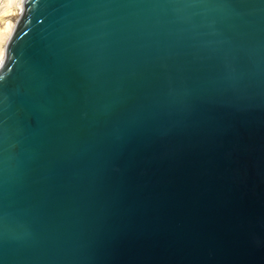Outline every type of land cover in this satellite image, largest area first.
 <instances>
[{
  "label": "water",
  "instance_id": "1",
  "mask_svg": "<svg viewBox=\"0 0 264 264\" xmlns=\"http://www.w3.org/2000/svg\"><path fill=\"white\" fill-rule=\"evenodd\" d=\"M0 264H264V0H22Z\"/></svg>",
  "mask_w": 264,
  "mask_h": 264
},
{
  "label": "rangeland",
  "instance_id": "2",
  "mask_svg": "<svg viewBox=\"0 0 264 264\" xmlns=\"http://www.w3.org/2000/svg\"><path fill=\"white\" fill-rule=\"evenodd\" d=\"M20 1L21 0H9L8 4H6L8 7L6 5L4 7L3 0H0V53L2 51H4V46H5L6 40L9 36V34L12 30V27L14 25V22L16 21L18 15H19V12L21 10L20 6H19ZM1 6H3L2 9H1ZM3 8H4V10H3ZM1 11L2 12L5 11V13H2ZM8 22L10 23V26H12L11 29H10V26L5 27L7 25L6 23H8Z\"/></svg>",
  "mask_w": 264,
  "mask_h": 264
},
{
  "label": "bare ground",
  "instance_id": "3",
  "mask_svg": "<svg viewBox=\"0 0 264 264\" xmlns=\"http://www.w3.org/2000/svg\"><path fill=\"white\" fill-rule=\"evenodd\" d=\"M8 1H9V0H3L4 7H5L6 4H8ZM1 3H2V2H1ZM1 5H2V4H1ZM21 5H22V0L20 1V4H19L20 9H21ZM6 6H7V5H6ZM2 7H3V6H1V9H2ZM7 7H8V6H7ZM7 9H8V8H7ZM7 9H6V10H7ZM3 10H4V8H3ZM6 10H5V11H6ZM5 11H4V12L1 11V12H2V13H5ZM7 11H8V10H7ZM6 24H7V25H6L5 27H9V26H10V23H9V22L6 23ZM11 27H12V26H10V29H11ZM3 55H4V51H2V52L0 53V62L2 61Z\"/></svg>",
  "mask_w": 264,
  "mask_h": 264
}]
</instances>
